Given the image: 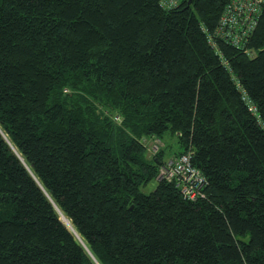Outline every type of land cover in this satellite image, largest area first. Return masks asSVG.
<instances>
[{"label": "trees", "instance_id": "1", "mask_svg": "<svg viewBox=\"0 0 264 264\" xmlns=\"http://www.w3.org/2000/svg\"><path fill=\"white\" fill-rule=\"evenodd\" d=\"M228 3L0 0V264H264V7L236 47Z\"/></svg>", "mask_w": 264, "mask_h": 264}, {"label": "built area", "instance_id": "2", "mask_svg": "<svg viewBox=\"0 0 264 264\" xmlns=\"http://www.w3.org/2000/svg\"><path fill=\"white\" fill-rule=\"evenodd\" d=\"M179 0H162V6L176 7ZM264 0H229L215 32L220 37L236 47L242 46L255 30L262 14ZM214 44V40L212 41ZM160 180L176 181L183 195L196 200L203 194L206 179L196 169L191 155L185 154L177 159H171L160 169Z\"/></svg>", "mask_w": 264, "mask_h": 264}, {"label": "rangeland", "instance_id": "3", "mask_svg": "<svg viewBox=\"0 0 264 264\" xmlns=\"http://www.w3.org/2000/svg\"><path fill=\"white\" fill-rule=\"evenodd\" d=\"M175 140H176V137L174 138V137L169 136V135H166L164 137V142L166 143L167 154L179 151L178 145L176 144V142H174ZM146 145L149 146V151H148L149 157H153L154 155H156L159 152L160 148H162L164 146L163 143H161V140H159V139L148 140L146 142ZM162 167H163V165H160V169H162ZM157 179H159V178L157 177ZM155 186H156V183L152 182L149 185H147L146 187H143L142 191L144 193H150L151 191H153ZM64 218H65V216H64ZM63 221L65 223H67L68 226L70 227V221L68 222L66 219H63Z\"/></svg>", "mask_w": 264, "mask_h": 264}, {"label": "water", "instance_id": "4", "mask_svg": "<svg viewBox=\"0 0 264 264\" xmlns=\"http://www.w3.org/2000/svg\"><path fill=\"white\" fill-rule=\"evenodd\" d=\"M191 1H192V0H190V3H191ZM63 219H66V220L69 222V220H68L66 217L64 218V216H63ZM65 224L68 226L67 223H65ZM71 227H72V226H71Z\"/></svg>", "mask_w": 264, "mask_h": 264}, {"label": "bare ground", "instance_id": "5", "mask_svg": "<svg viewBox=\"0 0 264 264\" xmlns=\"http://www.w3.org/2000/svg\"><path fill=\"white\" fill-rule=\"evenodd\" d=\"M70 228L72 229L71 224H70Z\"/></svg>", "mask_w": 264, "mask_h": 264}]
</instances>
